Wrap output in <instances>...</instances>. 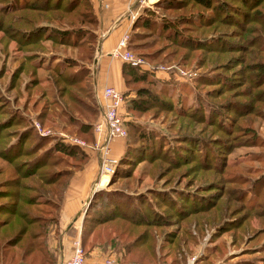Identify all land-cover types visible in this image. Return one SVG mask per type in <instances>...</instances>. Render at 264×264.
Returning <instances> with one entry per match:
<instances>
[{
    "label": "rangeland",
    "instance_id": "374dc122",
    "mask_svg": "<svg viewBox=\"0 0 264 264\" xmlns=\"http://www.w3.org/2000/svg\"><path fill=\"white\" fill-rule=\"evenodd\" d=\"M187 1L171 5L182 6L179 9L161 8L157 4L136 9L133 21L143 16H148L149 21L147 26L130 28L129 38L134 34L128 38L130 48L135 53L146 54L148 70H143L151 74L156 87L168 95L171 107L148 108L131 114L126 112L123 96L121 113L125 122L130 120L143 133L154 135L152 152L156 155L148 162L136 159L125 177L120 176L113 182L108 179L104 190L141 194V202L158 207L160 212L156 219L163 226L152 229L155 251L165 254L164 261L157 259V263L264 264V91H261L263 85L257 87L256 84L257 75L264 78V0H249L246 6L241 4L244 16L235 15L233 9L227 7L216 14L224 16L223 21L194 28L184 23L189 20L185 15L192 12L204 15L210 11ZM223 1L233 6L241 0ZM173 16L179 18V24L173 28L181 34L202 35L213 31L219 35H204L201 43L206 44L203 46L206 50L187 49L180 46L178 36H171L169 28L162 27L163 20ZM3 20L1 17L0 184L13 176L26 185L29 178H22L21 173L16 175L14 169H27L32 160L45 155L55 145H72L86 154L95 152L94 142L104 137L103 132L93 133L98 114L91 124L89 140L86 134H77L76 127L67 119L51 115L53 108L48 106L45 110L48 102L56 98L54 90L60 86V83L52 86L50 80L49 74L54 75L55 67H59L55 65L74 60L90 73L99 37L94 29L96 37L90 46L92 58L80 61L74 48L57 44L58 38L51 41L41 37L34 44L18 46L17 32L12 34ZM85 26L81 27L82 33L90 32ZM210 36L213 38L208 44L206 38ZM216 44L221 46L214 47ZM33 55L36 57L31 61L29 57ZM75 68L78 67L66 68L64 72ZM88 84L91 88L89 80ZM140 84L146 85L135 83L132 86ZM48 85L51 93L47 92ZM89 94L88 102L95 108L93 89ZM175 106H181L184 112L171 111ZM189 108L193 113L187 115L185 109ZM82 116L86 118L85 113ZM125 128L128 138L129 128ZM137 136L130 130V137L136 138L134 145L142 146ZM185 136L189 140H183ZM73 139H79L83 145ZM20 149L27 151L17 156ZM63 156L62 166L65 161L69 165L76 162L77 157ZM171 159L177 162L167 165L165 160ZM104 178L103 173L102 186H105ZM164 191L172 197L158 204L155 197H163ZM23 193L30 194L21 192L19 195ZM12 202L18 203L13 193H0V204Z\"/></svg>",
    "mask_w": 264,
    "mask_h": 264
},
{
    "label": "trees",
    "instance_id": "16d2710c",
    "mask_svg": "<svg viewBox=\"0 0 264 264\" xmlns=\"http://www.w3.org/2000/svg\"><path fill=\"white\" fill-rule=\"evenodd\" d=\"M15 1L0 0V18H4L3 23H7V28L12 34L17 32L18 36L14 40L18 46L26 47L27 44H34L41 37H44L43 40L50 39L51 41L58 38L56 40L57 44L74 48L80 61L91 60L93 50L90 46L96 37L93 30L98 25L91 0H18L19 2L17 3ZM188 1L210 11L209 14L204 15L196 12L185 15L189 20L184 23H186L187 27L193 28L223 21L222 18L224 16L220 17V15L216 16V14L220 10L224 11L227 7H231L235 15H240L243 13L240 5L246 6L249 3V0H239L240 4L231 6L223 0H216L215 2H212L213 0ZM183 2L184 0H157L154 5L156 6L157 4L161 8L173 7L174 9H179L182 6L175 7L171 5ZM244 15L245 13L242 14V16ZM232 16L234 15L232 14ZM177 17L173 16L172 18H167L168 20H163L162 27L169 28L171 36L179 37L178 40L182 43L180 46L187 49L206 50L204 48L206 44L201 43V41L205 40L204 35H219V33H214L213 31L202 35L181 34L173 28L174 25L179 24V18ZM148 21V16L137 18L132 22L131 27L138 25L147 26ZM83 25H87L85 27H89L87 29L90 32L82 33L81 27ZM193 28H188V31H193ZM133 36L134 34L130 35V38ZM212 38L211 36L206 38L208 44ZM130 45L131 41L129 40V49H131ZM218 46H221V44L214 45V47ZM259 47H262V45ZM137 54L145 61L148 60V57L145 56L146 54ZM35 57L33 55L29 58L32 61ZM64 63L62 65L56 64L55 66L59 67H55V71L51 68H46V70L54 71V75L49 74L52 86H57L58 83H60V86L54 90L56 98L48 102L45 110L50 106L53 108L50 112L51 115L67 119L68 122L76 127L75 132L77 134H86V137L90 140L92 138L91 124L98 114V108L96 105L94 108L88 102L89 93L92 92V87L90 88L88 84V68H84L81 65L78 66L74 60H65ZM73 66L78 68L67 73L64 72V69H70ZM36 68L42 69L41 66ZM144 71L123 62L121 63L120 73L125 87L121 94L126 98V112L135 114L148 108L158 109V107H161V110H165V106L171 107V103L166 97L168 95L161 91L159 87H156V82L151 74ZM257 76H259V80L255 79L257 80V87L263 85V90L261 91H264V78H261L260 75ZM255 77L256 75L252 78ZM135 83H144L146 85L140 84L133 88L132 85ZM48 86L47 92L51 93V86ZM162 96L165 97L162 98ZM59 98H62V100L59 101ZM86 98L87 101L85 100ZM260 100L263 101L262 99ZM170 109L174 112H182L184 110L181 106H175ZM70 110L76 116H73ZM84 113L86 118L82 116ZM185 113L187 115L192 114L193 110L191 108L185 109ZM79 118H82V120ZM124 123L129 128V136L128 138L126 136L127 139L125 138L124 140V149L117 159L113 173L110 175V182L120 176L125 177L129 167L136 159L148 162L153 159L151 157L156 155V153L152 152L154 149V135L151 132L143 133L130 120ZM130 130L137 133L142 146L140 144L134 145L133 141L136 138L132 139L130 137ZM183 140H189L188 136H185ZM76 150H78V154L74 155ZM25 151L27 149L24 151L20 149L17 156L22 155ZM63 154L69 155L71 158L77 157L75 159L76 162L69 165V162L65 161L62 166L64 161ZM157 159L160 160V156H157ZM34 160L31 161V166L27 169H14L16 175L21 173L22 178H29V184L20 183L13 176H11L12 178H5L3 180L4 184H0L2 186L0 193H13L18 198L17 205L15 202H12L13 205L9 203L0 204V215H2L0 216V264H55V255L47 245L48 234L56 223L59 203L67 180L75 170H79L86 162L87 154L75 146L60 144L53 146L51 151ZM165 161L168 163L167 165H174L177 162L174 159ZM21 162H24V160ZM47 167L54 168L48 170ZM20 191L29 192L30 194L23 193L20 196ZM171 195L164 191L163 197L156 196L155 198L159 201L158 204H162L169 201L167 197L170 199ZM177 195L181 196L180 194ZM5 196L9 197L8 195ZM159 212L158 207H153L146 201L141 202V194L129 195L123 190L100 189L94 191L84 208L80 228L79 243L84 255L94 247H98L104 252L118 253L117 261L119 262L131 260L133 262L156 264L157 259L164 261L163 256L165 253L161 251L156 253L155 251L156 241L152 230L163 226V223H158L156 219V215ZM170 263L168 262L167 264Z\"/></svg>",
    "mask_w": 264,
    "mask_h": 264
},
{
    "label": "crops",
    "instance_id": "0c3cea01",
    "mask_svg": "<svg viewBox=\"0 0 264 264\" xmlns=\"http://www.w3.org/2000/svg\"><path fill=\"white\" fill-rule=\"evenodd\" d=\"M91 4L98 20L95 32L99 39L95 52L97 56L95 55L94 61L91 63L93 68L89 73V81L95 101L97 105L101 106L103 102L101 89L103 86H112L120 92L125 89L120 73L122 62L109 54L120 36L131 28L132 21L127 17V8L134 10L136 6L135 0H91ZM123 110L122 107L121 112ZM124 140L117 137L110 140V154L116 159L119 158L124 149ZM110 175L105 174V186L100 185L103 174L101 175L100 172L98 155L96 152H87L86 162L79 170H75L67 180L59 203L56 223L51 228L47 238L48 248L55 255V264H64L70 256L73 242L75 240L80 241L84 208L94 191L107 187L106 182ZM103 256L118 259L119 254L104 252L98 247H94L85 254L87 261Z\"/></svg>",
    "mask_w": 264,
    "mask_h": 264
},
{
    "label": "built area",
    "instance_id": "2783aa9c",
    "mask_svg": "<svg viewBox=\"0 0 264 264\" xmlns=\"http://www.w3.org/2000/svg\"><path fill=\"white\" fill-rule=\"evenodd\" d=\"M157 0H135L136 8H127V17L133 22L136 17V9L139 7H151ZM129 31L124 32L117 40L113 50L109 55L117 57L121 62L139 69H147L146 61L137 53L128 48ZM102 105L99 108V120L93 124V133L99 134L103 132L102 140L94 142L95 152L98 155L100 172L106 175L113 173L117 159L110 152L109 142L112 138H125L126 128L125 120L121 113L123 107V96L120 91L112 86L105 85L101 89ZM76 144L83 145L79 139H73ZM64 264H143L140 262H119L110 256H103L98 259L87 261L78 240L72 244L70 256L65 260ZM161 264V263H156Z\"/></svg>",
    "mask_w": 264,
    "mask_h": 264
},
{
    "label": "bare ground",
    "instance_id": "6f19581e",
    "mask_svg": "<svg viewBox=\"0 0 264 264\" xmlns=\"http://www.w3.org/2000/svg\"><path fill=\"white\" fill-rule=\"evenodd\" d=\"M150 1L152 2L153 0H150ZM105 181H106V178H104V182H105ZM104 182H103V183H104Z\"/></svg>",
    "mask_w": 264,
    "mask_h": 264
}]
</instances>
